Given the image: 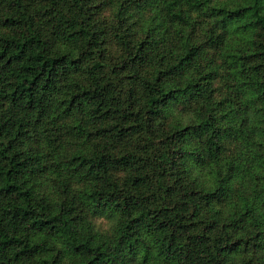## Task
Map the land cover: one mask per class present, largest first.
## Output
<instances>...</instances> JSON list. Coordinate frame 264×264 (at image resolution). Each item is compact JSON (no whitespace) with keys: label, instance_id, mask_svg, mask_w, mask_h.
<instances>
[{"label":"trees","instance_id":"16d2710c","mask_svg":"<svg viewBox=\"0 0 264 264\" xmlns=\"http://www.w3.org/2000/svg\"><path fill=\"white\" fill-rule=\"evenodd\" d=\"M0 264H264V0H0Z\"/></svg>","mask_w":264,"mask_h":264}]
</instances>
